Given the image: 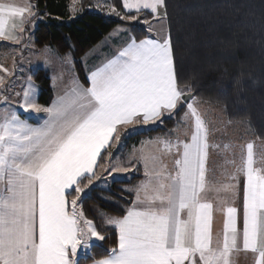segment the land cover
Masks as SVG:
<instances>
[{
	"label": "snow or ice",
	"instance_id": "6c2138e0",
	"mask_svg": "<svg viewBox=\"0 0 264 264\" xmlns=\"http://www.w3.org/2000/svg\"><path fill=\"white\" fill-rule=\"evenodd\" d=\"M124 7L157 14L165 5L164 0H124ZM24 11L0 5V38L16 39L6 31L8 17H23ZM87 79L89 87L76 84L43 109L25 92L20 107L47 112L43 127L28 126L14 112L0 122V264H78L81 248L104 240L77 212L81 179L87 176L91 183L102 150L120 139L114 137L118 126L141 118L148 124L180 103H187L190 139L164 142L169 154L175 151L171 169L155 156L145 158L147 179L137 187L133 207L122 218L107 220L118 232V248L97 264H233L241 245L256 255L255 264H264V171L253 166L254 145H246L241 166L230 177L235 183L213 189L206 164L210 147L218 146L210 145L209 128L195 104L182 100L170 36L132 39ZM128 170L113 166L109 175ZM238 174L244 177L242 229L235 206ZM73 186L77 195L69 209ZM212 190L229 194L221 208L208 199ZM217 210L224 215L223 231L214 238Z\"/></svg>",
	"mask_w": 264,
	"mask_h": 264
},
{
	"label": "trees",
	"instance_id": "16d2710c",
	"mask_svg": "<svg viewBox=\"0 0 264 264\" xmlns=\"http://www.w3.org/2000/svg\"><path fill=\"white\" fill-rule=\"evenodd\" d=\"M89 1L93 0H82L81 11L71 18L69 0H31L32 21H36L34 46L48 47L60 58L70 56L84 86L87 80L80 59L111 30L123 25L136 41L147 36L146 28L139 23L87 11ZM109 3L122 17L150 18L146 13L126 14L120 0ZM164 5L178 87L202 102L220 107L230 124L245 126L251 136L264 142V0H164ZM31 78L39 88L38 104L48 106L52 97L49 74L37 69ZM179 111L126 142L179 126ZM106 154H101L98 170L104 166ZM138 179L140 175L136 174L113 181L108 189L99 187L100 181L96 180L86 188L79 210L84 219L93 221L104 240L91 245L88 256L79 257L78 264L105 259L117 248L116 230L104 227L98 213L123 217L133 200L123 188ZM88 183V178H83L80 187L84 190Z\"/></svg>",
	"mask_w": 264,
	"mask_h": 264
},
{
	"label": "crops",
	"instance_id": "0c3cea01",
	"mask_svg": "<svg viewBox=\"0 0 264 264\" xmlns=\"http://www.w3.org/2000/svg\"><path fill=\"white\" fill-rule=\"evenodd\" d=\"M69 1H70V3H69V5H70L71 0H69ZM120 2H121V6H122L123 11L126 14L146 13V14L150 15V18H148V19L143 18L142 16L139 17V15H136L135 20L131 19L135 23H139L140 25H143L146 28L147 36L145 38L163 39V38L168 37L167 28H166V21H165L164 7H160L158 9L157 14H153L150 10H141L139 13H137L135 11V9H133L131 11L125 9L124 0H120ZM0 5L6 6V7H15V8L25 9V11L23 13V17H21V16L8 17V24L6 27V31L10 32L12 36L16 37V39L0 38V46H3V48L6 47L9 50H15V48L14 49H12V48L13 47H20L23 45L22 39H20L21 38L20 33L21 32L24 33L26 31V20L30 19L32 21L34 14L29 15L28 9L30 7L31 12L34 13L33 5L31 3V0H0ZM78 11L79 12L81 11V7L79 8ZM78 11L75 14H79ZM120 19L124 20L128 23H133V22H129L128 20H126V17H123ZM144 21H147V23H145ZM21 29H23V30H21ZM33 39H34V35H33ZM132 39H134V38H133L132 34L130 33L128 27L123 26V25H119V26L115 27L113 30H111L104 38H102V40H100L96 45H94L90 50H88L81 57L80 63H81L83 72L85 74L86 80H87V86H84L80 82V80L77 76V73L75 71L74 63H73L72 59H71V63H69V61H63L66 59L60 58L50 48H48V47L36 48L34 46L37 49L38 54H43L44 50H45L44 53L51 52V53H48V57L50 59L54 60V63H55L54 65L56 68V70L54 72L53 68H50L48 66V64H43V65H38L35 69V70L42 69L49 74L50 86H51V90H52V97H51V100L49 102V105L46 107H51L54 102L58 101V98L64 96L65 93L69 92L71 90V88L76 84H81L84 87H89L90 82L88 81L87 77L89 75L90 70H94L97 66L102 65L108 59L114 58L115 55H117L118 52L123 47H125L127 45V43L131 42ZM136 42L139 43V41H136ZM33 43H34V41H33ZM18 50L20 51V49H18ZM18 50H17V52H18ZM47 50H49V51H47ZM21 56L22 55L11 53V54H8L7 56H5V57H7L6 60H4V57H1L2 58V60H0L2 62L1 67L6 69L7 71L6 72L0 71V80L3 81L2 83H0V89H1V92H3L7 96H9L8 95L9 93L13 94V92L14 91L16 92L17 90L24 92V89L27 88V82L26 83L23 82V84H21L20 82H16V83L12 84V78L15 79L16 77H18V76H15L16 75V67H17V61H19L22 58ZM33 72H31L29 74V80L31 83H33V80L31 78V74ZM1 74H3V78L1 77ZM36 93H37V91H36ZM36 97H37V94H36ZM11 98L12 97H8L7 100H11ZM13 99L16 101L13 102L11 100V103L10 104L8 103V104L12 109L18 110V108L21 104V99H20V97L13 98ZM22 102H23V99H22ZM184 104H186V103H184ZM4 105L0 104V109H1V106H4ZM179 106H180V104H178L177 108L172 110L171 112H167V111L164 112L160 118L155 119L154 121H151L148 124H144L143 120L141 118L139 123H134V124H130L127 126H118L117 132L114 133V137L119 136L120 139L119 140L113 139L112 141H110L111 146L102 150V153L104 151H107V154H106L105 159H104V163H105L104 166L108 164V160H109L108 158H110V156L112 154L110 150L112 148H114L113 150H115L117 143H118V145L123 144V141L126 142V140L128 138H131V137L135 136L136 134H138L142 131H148L149 128L156 125L162 118L169 117L174 111H176L178 108H180ZM41 108L43 109L45 107L41 106ZM37 113L40 114V116H41L40 120L33 121V123L32 122L27 123L24 121L25 118L23 116L18 115L19 112H17V111L15 112V114L19 117V119L23 123L27 124L28 126L33 127V128L43 127L45 125V121L48 120V113L44 112V111H39ZM178 130H176V129H174L173 131L171 130L172 133L163 132V133L149 134L147 136H143V137H140L139 139L133 140L130 143H128V141H127L126 142L127 144L124 143V145L121 146V150H119V151L122 154L126 155V161L125 162L127 163L126 166H125V164L123 166L125 168L129 169L126 172V174H127L126 177H129L128 175H130V173H132L137 168H138L137 169L138 172L140 173V179H138L135 183H133L128 189L130 191L131 195L133 196V200H132V203H131L129 208L133 207V203L136 200V189H137V187L139 185H141V183L147 179V177L145 176V171H146L145 158L150 159L151 157L155 156L158 158L159 161H162L163 164H166L169 169L173 168V166H174L173 157L175 156V151L173 150V152L171 154H169L165 150V143L164 142L170 141L172 143H175L178 136H181L178 134ZM176 134H177V136H176ZM125 136H127V137H125ZM184 139H190V131L188 132L187 135L184 134L183 139H181V140H184ZM118 155L115 158H117ZM218 157H219L218 151L209 150V157H208L207 164H206L207 179L209 181V184L211 186H213V189L221 187L222 185L227 184V183H235V181H232L230 179V177L232 174L236 173V169L239 166H241V161L239 162L240 165L239 164L236 165V163H228L227 162L226 163L227 168H224ZM99 159H100V156L97 158V163L94 166V173H95L94 176H96L97 175L96 173H98L100 170V168H99V170L97 168ZM229 164H230V167H228ZM236 166H238V167H236ZM253 166L256 169L261 170V168H257L255 165H253ZM148 170H150V171L152 170V163H150V162L148 163ZM262 171H263V169H262ZM84 178H87V176H85ZM238 180H239V195H238V198L235 199V206H237L239 209V227L242 229L243 181H244V177L242 174H238ZM74 189H75V186H73V188L70 189V191L72 192ZM76 195L77 194L75 192V194H72V196L69 197V205H68L69 209H71L70 200L73 197H75ZM207 196H208V199L211 200V202H213L215 208H221L223 206L221 204V201H223L226 197H228L229 194L225 193L224 191L217 192L215 190H212V191H209L207 193ZM227 203H229V204L233 203L232 199H228ZM77 212L78 213L80 212L78 201H77ZM126 214H127V211H126L125 215ZM115 218H117V217H115ZM223 221H224L223 212L219 211V210L215 211L214 217H213V223H212V230H213L214 238H215L216 234H222ZM81 226H83V222H81ZM112 228H114L116 230L115 226H113ZM116 232H117V230H116ZM117 236H118V232H117ZM117 248H118V242H117ZM79 253H80V250H79ZM197 259H198V257H197ZM231 259L233 261V264H255L256 255L250 251H244L242 248V245H241L240 251L234 252L232 254ZM95 262H98V261H94V262H91L89 264H94ZM186 264H187V262H186Z\"/></svg>",
	"mask_w": 264,
	"mask_h": 264
},
{
	"label": "rangeland",
	"instance_id": "374dc122",
	"mask_svg": "<svg viewBox=\"0 0 264 264\" xmlns=\"http://www.w3.org/2000/svg\"><path fill=\"white\" fill-rule=\"evenodd\" d=\"M82 0H71V4L69 5V15L71 18L76 17L77 15L75 14L80 6V2ZM83 10V9H82ZM86 10L89 12L93 13H98L102 14L107 17L111 18H122L115 9L110 5L109 0H93L89 1L86 4ZM79 12V11H78ZM125 19V18H124ZM129 22H134L131 19H127ZM36 27V21H31L26 20V31L24 33H20V39H22V46L20 47H13L12 49L15 48V50H9L6 47L3 48V46H0V60H2L1 57H4V60L7 59L8 54H18L22 55L21 59L17 61V67H16V75L18 76L15 79L12 78V84L16 82H20L21 84L27 82V88L24 89V92L17 90L16 92L14 91L13 94H8L9 96L5 95L3 92H1L0 89V104L4 105L1 106L0 109V122H2L3 117L5 114H11L15 113L16 111L19 112V116H23L25 119L24 121L29 123L33 121H38L40 120L41 116L38 114L36 111H32L29 109L28 111H24L23 108L19 106L18 110L12 109L9 104L11 103V100L15 102L13 98L20 97L21 103L24 102V94L27 91L29 93V96L31 99H33L37 104H38V95H39V88L37 85L34 83H31L29 80V74L33 72L38 65H43V64H48L50 68H53V71L55 72V63L54 60L50 59L48 57V53L51 52H43V54H38L37 49L34 47V39H33V33ZM167 28V27H166ZM20 49V51L18 50ZM18 50V52H17ZM49 51V50H47ZM6 54V55H5ZM66 61V60H63ZM71 63V60L70 62ZM2 62L0 61V67H1ZM23 76V77H22ZM1 77L3 78V74H1ZM55 80V79H54ZM183 94L188 93L185 91L183 88L181 89ZM37 91V93H36ZM37 94V97H36ZM8 97H12L11 100H7ZM23 99V102H22ZM9 103V104H8ZM189 103H194L195 106L197 107L198 111L200 112L202 118L205 120L209 131V143L210 145H216L218 147H210L209 150L212 151H218L219 153V159L220 162L222 163V166L224 168L226 167V163H236V165H240L241 161V156L242 154H246V145L248 143H252L254 145L253 152H254V165L257 168H261L264 171V142L259 141L255 137L251 136L249 130L245 126H237L234 124H230L223 113V110L215 105H211L205 102L200 101L198 98L193 97ZM39 105V104H38ZM40 106V105H39ZM41 107V106H40ZM180 108H178L176 111H174L170 117L174 116L175 113L180 109L179 115H178V121H179V126L171 129L172 131L174 129L178 130V134L181 136H178L179 139H183L184 134L187 135L189 131H191V126L188 118H186L185 113L187 112V103H180ZM171 130L168 131V133H172ZM177 136V134H176ZM127 137V136H125ZM177 138V139H178ZM125 141H123V144H116L115 150L112 148L111 151V156L108 158V164L100 168L99 172L97 175L94 177V180L91 183H88L83 190V194L81 197L85 194L86 188L90 185H93L94 181L99 180V187L108 189L110 184L113 181L117 180H124L125 178H130L133 177L134 175H140L138 172V168L134 170L129 177H126L127 171H118V172H112L111 175H109V171L111 167L113 166H120L124 167L123 165L125 164L126 166V155L122 154L119 150H121V146L124 145ZM225 145H228L229 147L225 149ZM115 151V152H114ZM119 154V155H118ZM118 155L117 158H115ZM224 163V164H223ZM230 167V164L228 165ZM238 167V166H236ZM136 182V181H135ZM134 182V183H135ZM132 185V184H131ZM131 185L125 186L123 189L126 193L131 194L130 191L128 190ZM80 200V199H79ZM78 200V202H79ZM99 216V222L107 228H112L114 225H109L107 223L108 219H113L115 217L107 215L104 211H101L98 213ZM93 222V221H92ZM94 226V224H93ZM95 227V226H94ZM101 241H95L94 239L90 241L91 245L100 243ZM89 250L85 249H80L79 256L80 257H86L88 256ZM94 264H97L95 262Z\"/></svg>",
	"mask_w": 264,
	"mask_h": 264
},
{
	"label": "water",
	"instance_id": "95a60500",
	"mask_svg": "<svg viewBox=\"0 0 264 264\" xmlns=\"http://www.w3.org/2000/svg\"><path fill=\"white\" fill-rule=\"evenodd\" d=\"M193 96H194L193 93H186V94H183V96H182V100H183V101H187V102H189V100L192 99Z\"/></svg>",
	"mask_w": 264,
	"mask_h": 264
}]
</instances>
